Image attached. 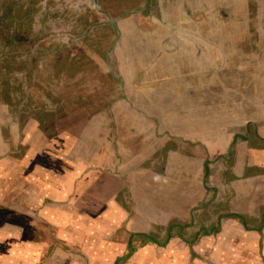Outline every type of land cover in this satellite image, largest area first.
Returning a JSON list of instances; mask_svg holds the SVG:
<instances>
[{"label": "crops", "instance_id": "1", "mask_svg": "<svg viewBox=\"0 0 264 264\" xmlns=\"http://www.w3.org/2000/svg\"><path fill=\"white\" fill-rule=\"evenodd\" d=\"M11 1L8 0L7 5L3 6L0 2V17L7 22L6 26L0 27V33H3V38L8 34L7 38L15 37L18 41L15 54L11 56L10 52L6 53V49L2 52L4 47L0 49V61L12 60L14 67L7 77H0V264L41 263L35 259L32 250L35 240L33 242L29 238L30 233L40 228L44 234L45 227H50V231L53 230H48L50 235L62 241L66 240L70 233L83 234L84 231H90L91 226L88 223L79 224L88 221V214L94 216L89 208L96 205L102 207L101 218L110 221L114 212L120 217L125 216L124 210L116 203L117 192L122 190L124 185L131 184L129 189L132 192V183L143 182L141 188L143 199L146 200L154 199L153 196L160 199L166 196L168 199L175 197L183 201L189 198L185 192L179 191L180 180L175 182L176 185L174 181L170 185H157L152 188L154 192L143 188L148 180L165 182L169 177L173 180L174 175H169L173 171L169 169L173 168L177 161H171L176 150H168L163 171L148 169L143 161V171L133 172L134 164L139 162L116 160L115 147H152L153 152L156 147H190L192 151L200 148L210 157L217 152L225 155L232 150L241 151L251 159L252 166L258 171L255 175L250 174L253 175L250 177L253 178L251 182L255 191L252 196H257L259 200H253L249 208L264 205V179H261L264 178V49L259 48L247 53L244 43L238 38L239 32L228 34L227 25L225 22L223 24L222 18L217 19L219 31L213 30V25L217 22L213 18V10L215 7L227 8L226 0H220L218 4L217 0H200L198 5L195 0H163L159 4L156 22L153 21L149 26L131 25V31L126 33L129 35V41L122 36L119 38V41L122 38L125 40V50L129 49L125 60L119 62L120 65L124 63L123 66L119 65L117 68L121 76L112 73L123 83L122 96L113 98L111 102L109 93L105 96L96 92L89 96L87 93L78 92L76 82L78 84L79 74L66 66L57 65V68H51L50 72L45 74L41 63L27 61L25 54L34 47L29 41L36 38L33 31L34 22L31 23V33L25 29L27 21H24L22 26H17L15 15L10 14L13 11L9 4ZM177 1L184 5L183 12L181 6H177ZM233 2L235 6L240 5L238 0ZM163 6L171 16L166 15ZM186 6L192 7L193 13L187 14ZM9 9L12 11L9 12ZM233 11L241 12L234 9ZM10 20L13 21V29L10 28ZM25 33L28 36H24ZM37 39L39 41V38ZM226 40L230 41V46L225 44ZM200 58L210 63L212 61L213 65H217L213 70L222 73L217 77L220 78L221 88L219 102L224 109L221 119H224L226 127L217 128L215 140L212 138V117L210 114L206 118L203 117L200 106L198 111L163 110L159 113L145 111L142 106L143 101L152 102L145 98V92L149 91L143 87V73L151 79L152 87H159L164 93L172 95V101H169L172 108H176L181 89L187 88V91H190V88L199 87L193 82V77L202 69L206 72L204 76H207V80H203L204 91L208 90L210 94L214 86L213 76L210 75L213 66L202 68ZM115 70L114 68L113 71ZM175 71L177 76L172 75L171 78L175 76L176 82L172 80L170 86L163 77L165 72ZM208 71L210 73H207ZM70 74L72 76H69ZM59 76H62L67 84L63 91H53L52 86ZM61 84L62 82L55 85ZM109 84L111 82L104 85ZM116 88L115 85L107 87L114 92ZM64 95H70L71 100L58 108L54 107L53 104ZM209 102L210 100H205L203 103ZM99 103L101 106L96 109L94 105ZM116 107L122 110L121 115L115 113ZM106 108L108 109L105 110ZM203 112L206 116L207 107ZM85 147L90 149L87 151ZM100 147H104L106 153H100ZM148 151L143 150V153ZM82 152L94 155L78 156ZM140 157L145 160V155ZM190 159L191 156L187 158ZM53 166L60 168V174L57 175L58 187L53 186L49 177V169ZM176 172L177 176L178 171ZM180 174L179 171V176ZM88 177L89 181L85 180ZM88 182L91 189L85 188ZM79 184L83 185V196H87L83 204L78 203V199H82ZM73 189H76L74 195L71 194ZM195 195L194 193L192 199H195ZM248 200L243 198L242 202ZM114 202L115 205L112 204ZM133 211L134 214L139 213L137 208ZM175 214L172 212V215H167L168 224ZM149 221L150 224L154 222ZM79 226H85V229L81 230ZM263 226L264 215L260 227ZM260 229L264 228L256 230ZM94 230L96 233L100 232L98 241L92 246H85L84 251L91 264L94 263L93 255L97 259L99 257L102 264H180L181 258L189 263V248L197 241L184 236V244L175 248L173 239L177 235L174 234L166 245H140L129 258L122 260L129 253V235L124 234L119 240L116 226L106 231L97 226ZM143 230L145 229H136L135 233L151 234L150 230ZM104 239L107 240L106 243ZM211 244L212 241L209 246ZM221 245V241L217 242L216 249L221 248ZM102 247L104 248L101 249Z\"/></svg>", "mask_w": 264, "mask_h": 264}, {"label": "rangeland", "instance_id": "2", "mask_svg": "<svg viewBox=\"0 0 264 264\" xmlns=\"http://www.w3.org/2000/svg\"><path fill=\"white\" fill-rule=\"evenodd\" d=\"M5 1L6 0H0L1 6L4 5ZM162 1L163 0H154V2L152 0H12L9 4L12 6L13 11L12 9L8 11H12L10 14L15 15L14 19L16 25L22 26L24 21L29 20V16H26V9L30 7L29 14L33 15L31 18L34 22V36L39 38L41 47L26 52L25 55L29 63H31L34 57L39 56L40 51H45L44 57H41L42 59L37 60V62L38 64L41 63L40 66L42 70H45V74H48L51 68H57L58 65L53 62L57 60V58L52 55V50L60 48L70 51L71 47L79 46L92 57L98 69H93L90 75L83 73L82 69L79 71L77 69L80 74L78 84L76 82V85H78V92L87 93L89 96L96 94V92H100L101 95L103 94L105 96L109 93V101L111 102L115 98L122 96L123 83L116 77L117 75L121 76L117 68L120 65L119 62H122V59L125 60V54L129 53V49L125 50L124 47L125 40L122 38L119 41L120 36L127 38L129 41V35H126V33L131 31V25L149 26L150 23L156 22L158 20V10L160 9L159 4L162 3ZM195 1L197 5L198 2H200V0ZM226 1L227 8L224 6H222V8L220 7V9H217V7L214 8L213 18L216 20L222 18L223 24L225 22L227 25L226 32L228 34L239 32L238 38L244 43L247 53L248 51L250 53L251 50L259 48L264 49V0H238V3H240L238 6L234 5V0ZM216 2L218 4L220 0ZM177 4L178 7L181 6V11L183 12L184 5L180 2ZM233 9L241 12L237 13L233 11ZM165 10L166 15L171 16L168 9L165 8ZM186 10L189 15L191 12L193 13V8L190 6H188ZM147 15L150 16L146 17ZM129 20H131L130 23ZM214 24L213 30L219 31V20ZM224 42L227 46H230L229 40ZM200 59L202 68H207L208 65L213 66L211 67V73L210 71L207 72L210 73L214 79L211 95L208 90L204 91L203 80L204 78L207 80V76H204L206 72H203L202 69L198 71L200 72L198 75L194 73L196 75L193 77V82L199 87L197 89L190 88V91H187V88L181 89L180 96L177 98L178 102L175 105L176 108H172L171 103H169L170 100L172 101V95L164 93L159 87H152L153 84L150 82L151 79L147 77L146 73H143V87L144 89L147 88L149 91L145 92L147 94L145 98L148 99V101L150 99L152 102L143 101L142 106L143 110L156 113L162 112L163 110H180L182 112H187L189 109H192L191 111H198V107L200 106L199 110L203 117L206 118L208 114L212 117V138L215 140L218 133L217 128L225 129L226 127L225 123H223L224 119H221L224 109H222L219 102L221 88L219 87L220 78L217 77V75L222 73H217L213 70L217 65H213L212 61L210 63L206 59ZM123 64L124 63L120 66H123ZM114 68L116 69L115 71H113ZM110 73H114L116 79L113 75L109 76ZM172 75L177 76V72H165V76L163 77L170 86V82L175 79V76L171 78L173 77ZM69 76L72 75L70 74ZM150 76H152V74ZM174 81L176 82V80ZM61 82V85H55ZM107 82H111V84H109L110 87L114 85L117 86L115 92L107 89L109 85H104ZM66 84V80L63 79L62 76H59L56 83L52 86L53 91L55 89H57L56 91H60L59 89L63 91ZM260 90L261 86L259 88V91ZM100 94L98 93V95ZM207 96H209V98H207ZM70 98V95L60 96V99L53 105L58 108L61 104L69 102L71 100ZM205 100H210V102L204 104L203 102H205ZM94 106L97 109L101 106V103ZM206 107L207 112L205 116L203 111L204 109L206 110ZM107 109L108 108L105 110ZM115 113L121 115L122 110L120 107H116ZM197 132H203V130H197ZM159 148L156 147V151L154 152L151 150L152 147L132 146L115 147L114 149L117 151L116 160L121 161L125 159L128 160V162H139V164H134L132 169L133 172L143 171V161L148 169H156L160 170V172L163 171L168 157V150H176L175 153L172 154L171 161H176V159L177 161L174 163L173 168L169 169V171H173L169 173V175H174L173 180L171 177L167 178L165 182H160L159 180L152 182L148 180L147 185H144L145 187L143 188H147L146 191L154 192L152 188L157 185L164 186L166 183L170 185L172 181H174L176 185L175 182H179L180 180L179 191L189 195L187 200L183 201L175 197L174 199L172 197L168 199L167 196L163 199L153 196L154 199L146 200L143 199V189L141 188L143 182L137 181L136 183H132V192L129 189V185L131 187V184L124 185L123 189L117 192L116 203L124 210L125 216L120 217L116 212L112 213L111 218L114 222L112 220L109 221L107 218H101L102 207L99 208V206L96 205L93 208H89L93 211L94 216L88 214V221H82V223L79 224L83 225L88 223L91 226V230L87 232L84 231L83 234L73 232L70 233V236L66 240L62 241L60 238H55L50 235V232H53V230L50 231V227H45L44 234L40 228H38L36 232H29V238H31L33 242L35 240V247L32 249L35 259L36 261H41V263L35 262L31 264H91L84 251H86L85 246H92L98 241L100 232L96 233L94 230L97 226L103 227L105 231L112 230V228L116 226V235H118V233L120 235V237H118L119 240H121L124 234H136V229L141 230L143 228L146 231L150 230L151 234L155 233L161 235V238L164 239V237L166 238L167 236L165 232L166 229L170 224L175 222L178 224L180 223L179 226H184L181 231L182 236L177 234V229H174L177 235L174 236L175 238L173 239L175 248L181 247L184 244L182 240L184 236L193 241L197 240L195 245L193 244V246L191 245L189 248L191 252L189 258L190 262L188 263V260L185 262V260L181 258L180 264H264V229H260V231L256 230L264 228V226L260 227L262 216L264 215V205L255 207L254 209L249 208L253 200H259L257 196H252L255 191L254 188H252L251 182L253 178L250 177L253 175L250 174L255 175L257 169L252 166L251 159L242 154L241 151L236 152L233 150L231 153L230 151L226 152L225 155H223L222 152L214 153L211 158L200 148L197 151H192L190 147ZM89 149L90 147H85V150L88 151ZM143 150L149 151L143 153ZM100 153H106V149L104 150V147H100ZM109 153L111 154V151ZM85 154L86 152H82L78 156L82 157ZM91 154L94 155V153ZM91 154H86V156H90ZM140 155H145V160H141L142 157L139 158ZM189 156H191L192 159L187 160ZM206 164L208 165L207 177L205 176ZM176 171H178L177 176ZM179 171L181 173L180 176ZM58 174H60V168H58V166H53L49 169V177L54 187H58ZM81 179L83 180L85 178ZM88 179L89 177L85 180ZM169 179L170 181H168ZM89 185L90 182H88L85 188L91 189ZM113 186H115L114 183ZM79 188L81 190L82 199H77L78 203L81 202V204H83L87 196H83L85 195V191L82 192L84 190L82 184ZM75 191L73 189L71 194L74 195ZM194 193L196 194L195 199H192ZM203 195H205V197ZM176 197L178 196L176 195ZM243 198H248L249 200L244 203L242 202ZM191 201L193 203H191ZM112 204L115 205V202ZM84 206L85 205H83V207ZM134 208L138 209V214H134ZM67 209L69 210V207ZM96 209L99 210L96 211ZM172 212L176 214L170 218L171 221L170 224H168L167 215H172ZM126 213L129 216L126 215ZM232 213L239 214L246 222H243V219L239 217L232 216ZM97 214L100 215L97 216ZM229 214L231 216H227ZM149 220L154 222L150 224ZM79 228L82 230L85 229V226H79ZM125 228H127V231H125ZM129 230L132 232H128ZM209 230L213 232L208 236L207 233ZM137 233L141 234L142 232ZM27 235L28 233H26V236ZM106 236L108 235L106 234ZM22 237L25 238L24 235H22ZM140 238L141 237H137L136 239ZM105 240L106 239L103 241ZM219 240L222 242V245L221 248L216 249L217 247L215 245L217 242L220 243ZM210 241H212V246H209ZM103 248L104 247L101 249ZM27 253L30 258L33 259L31 253L29 251H27ZM88 255H90V253H88ZM92 260L94 261L93 264H102L99 257L97 259L93 255Z\"/></svg>", "mask_w": 264, "mask_h": 264}, {"label": "trees", "instance_id": "3", "mask_svg": "<svg viewBox=\"0 0 264 264\" xmlns=\"http://www.w3.org/2000/svg\"><path fill=\"white\" fill-rule=\"evenodd\" d=\"M8 0L5 1V5H7ZM26 16H30V7L26 9ZM0 17V27L3 28L4 26H6V19H2ZM15 21V20H14ZM13 21L10 20L9 24H10V28L13 29L12 23ZM31 23H32V18L29 17V20L26 23V27L25 29L27 30V32L31 33L33 32L31 29ZM21 29H19L20 31ZM9 35L5 34V37L3 38V33H0V49L1 47H4L2 52H5L6 49V53L10 52L11 56L13 53L15 54V47L17 46V40L16 38H7ZM24 36H28L27 33L24 34ZM17 37V36H16ZM6 38V39H5ZM13 42V43H12ZM33 44V49L31 50H35V48L37 47H41V44H39V41L37 38L35 39H31V41ZM29 50V51H31ZM40 51V50H37ZM66 51V52H64ZM53 52V53H52ZM52 55L57 58V60L53 61L56 65L58 64L59 66H66V68H69L71 70H73L72 72H77L79 74V70L82 69L83 73H86L87 75L91 74V71L93 69H98V66L94 63V60L92 59V57L89 56L88 53L85 52V50H83L81 47L79 46H73L71 47L70 51L69 50H63L60 48L54 49L52 50ZM1 53V51H0ZM45 51H40L39 52V56H36L33 58L34 62H37V60L42 59L41 57H44ZM15 58V57H14ZM52 63V62H51ZM14 68L13 67V61L12 60H2L0 61V77H7L9 72L11 71V69ZM78 69V71H77ZM113 75L112 73L109 74V76ZM80 76V74H79ZM113 77L115 78V76L113 75ZM116 79V78H115ZM51 124H52V120H50ZM208 165L206 164V169H205V176H208ZM229 216V215H228ZM234 217H239L241 219H243L244 222V218L242 216H238V215H232ZM183 225L176 224V223H172L170 224V226L166 229V238L164 237L161 238V235L158 234H146V233H142V234H130L129 235V253L127 254V256L125 258H123L122 260H126L127 258H129L131 256V254L135 251V249H137V247H139L140 245H144V244H148V243H154V244H158V245H166L168 240H170V238L173 237L174 234H176V231L174 229H177V234L182 236V229H183ZM212 232V231H211ZM211 232H208L207 234H210ZM137 237H141L140 239H136ZM161 238V239H160ZM118 264V262L116 263Z\"/></svg>", "mask_w": 264, "mask_h": 264}, {"label": "flooded vegetation", "instance_id": "4", "mask_svg": "<svg viewBox=\"0 0 264 264\" xmlns=\"http://www.w3.org/2000/svg\"><path fill=\"white\" fill-rule=\"evenodd\" d=\"M154 2V0H152Z\"/></svg>", "mask_w": 264, "mask_h": 264}]
</instances>
